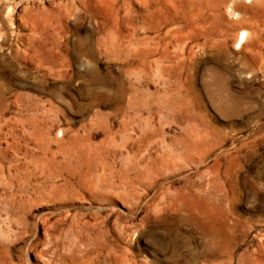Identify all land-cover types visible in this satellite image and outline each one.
Wrapping results in <instances>:
<instances>
[{"label":"rangeland","instance_id":"obj_1","mask_svg":"<svg viewBox=\"0 0 264 264\" xmlns=\"http://www.w3.org/2000/svg\"><path fill=\"white\" fill-rule=\"evenodd\" d=\"M0 264H264V0H0Z\"/></svg>","mask_w":264,"mask_h":264},{"label":"bare ground","instance_id":"obj_2","mask_svg":"<svg viewBox=\"0 0 264 264\" xmlns=\"http://www.w3.org/2000/svg\"><path fill=\"white\" fill-rule=\"evenodd\" d=\"M249 31L246 28H241L235 39V47H239L242 42L248 37Z\"/></svg>","mask_w":264,"mask_h":264}]
</instances>
